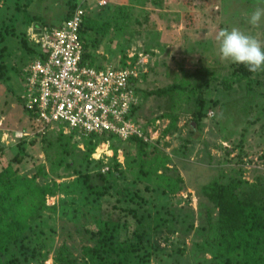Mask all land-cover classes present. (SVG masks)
I'll return each instance as SVG.
<instances>
[{"label":"rangeland","instance_id":"374dc122","mask_svg":"<svg viewBox=\"0 0 264 264\" xmlns=\"http://www.w3.org/2000/svg\"><path fill=\"white\" fill-rule=\"evenodd\" d=\"M71 2L86 9L87 19L101 22L112 20L115 7L126 6L127 19L113 23L109 36L90 50L100 54L102 65L138 67L135 87L140 89L136 90L139 107L131 117L145 127L151 148L156 147L172 158L170 165L184 179L179 192L153 194L145 190V182L135 183V172L125 162L124 148L130 144L109 131L105 132L109 138L119 140L101 143L89 160L82 153L87 145L76 134L75 154L80 161L84 159L83 164L77 163L80 171L65 167L52 171L51 159L56 154L46 146L47 139L54 140L62 123L44 126L37 122L24 108L21 94L33 60L31 49H38V39L45 27L61 25ZM258 3L264 0H0V169L13 161L22 174L31 176L42 165L47 176L40 175L37 181L60 183L57 194L47 199L49 204L58 203L59 211L46 210L33 221L42 223L46 232L51 227L56 231L50 233L46 242L29 234L20 242L33 249L39 248V242L43 241L42 250L48 257L43 262L28 264H54V249L63 241L74 240L75 254L81 253L82 235L72 239L61 232L62 223L71 220L63 221L60 213L76 212L74 216L80 222L84 213L87 216L95 213L94 206L103 199L88 191L85 173L94 185L112 184V194L103 197L108 196L102 202L106 205V210L102 207L104 213L114 201L113 192L123 186L142 192L154 211L164 217L153 235L157 247L145 256V264H210L211 228L207 210L214 204L202 193V185L217 177L226 181L235 175L252 184L264 175V71L253 74L250 80L236 82L230 77L235 64L219 59L215 41L220 29L236 27L254 35L264 45V20L257 28L247 22ZM29 16L40 18L29 22ZM198 69H208L206 77L210 74L217 77L212 80L207 96L219 99L220 104L211 107L201 125L195 123L193 130L195 103L180 101L175 107L169 95L146 96L145 91L185 79L192 81ZM226 77L233 80L229 90L223 85ZM167 112L178 116L171 129V116L163 115ZM110 143L119 147L117 156ZM14 156L20 157V163L12 160ZM116 160L121 163L119 169L125 170L126 178H117L118 170L113 167L107 178L102 179L99 173H106ZM216 213L214 209L213 216Z\"/></svg>","mask_w":264,"mask_h":264},{"label":"trees","instance_id":"16d2710c","mask_svg":"<svg viewBox=\"0 0 264 264\" xmlns=\"http://www.w3.org/2000/svg\"><path fill=\"white\" fill-rule=\"evenodd\" d=\"M76 6V2L70 3V10L63 17L64 21L71 16ZM113 12V21L107 19L102 22L94 18L87 19V12L85 14V22L80 28L84 43L83 61L92 66L103 67L105 64L99 62L100 54L91 51L90 48L97 47L103 38L109 36L113 23L117 24L118 21L126 20L128 17L126 6L119 5L113 9ZM35 18L40 17L29 16L28 21ZM118 28L121 29V25H118ZM88 30H91V33ZM31 51L32 61L39 57L43 58L39 47L32 48ZM205 72H208V69L204 71L198 69L194 73L195 81L185 79L165 87L146 90L145 95H169L173 98L175 107L179 106L180 101L195 103L197 110L195 109L193 113V123L201 125V120L206 116L207 111L220 104L219 99L207 96L212 80L217 77L211 74L206 77ZM231 75L230 77L239 82L250 80L253 73L247 71L243 65L235 64ZM223 80L224 87L231 89L233 84L230 82L233 80L228 81V77ZM136 90L140 91L138 87ZM138 107L139 105L136 104L133 108V115ZM28 112L32 115L30 111ZM163 115L171 116L170 129L176 125L178 120L176 114L167 112ZM132 119L136 121L133 117ZM137 123L147 135L145 127ZM193 123L191 128L195 130ZM59 127L54 140L44 138L45 141L47 139L48 149L56 154V158L51 159L53 172L61 167L80 171L77 163L83 164L84 159L80 161L75 154V148L78 147L74 141L76 134L81 135L87 145V149L82 152L86 160L91 158L101 143L110 139L119 140L117 137L109 138L105 132L83 133L78 129L67 130L63 124H59ZM127 141L130 145L124 148L125 162L128 169L135 172V183L145 182V190L153 194L154 192L174 194L183 188L184 179L170 165L172 160L170 155L162 153L156 147L151 148V144L144 137L131 136ZM110 148L117 156L119 147L110 143ZM12 160L18 163L21 161L18 156H14ZM119 166L121 163L116 160L115 164H112V167L110 165L109 170L105 171L106 173H99L101 178H107L113 167L118 170L117 178H126L125 170L122 168L120 170ZM40 175L47 176L46 169L42 165H38L37 173L31 176L22 174L13 161L0 169V264L43 262L48 257V253L42 250L43 241L46 242V238L50 237V233H54L56 228L51 227L46 232L41 226L42 223L38 225L33 221L40 218L46 210L59 211L58 203L49 204L47 199L57 194L60 183L57 181L40 183L37 181ZM84 176L85 185L92 195H100L102 196L100 198L105 200L109 194H112V184L105 183L100 187L91 183L88 173ZM201 190L214 204V207L207 210L208 224L211 228L208 240L212 253L210 264H264V175L252 184L236 175L226 181L217 177L203 184ZM113 193L114 201L107 205L109 209L107 213L102 211V207L106 210V205L105 201L102 205L103 200H101L94 206L95 213L90 212L91 216L83 214L85 218L82 222L78 216H74L76 212L62 210L61 219L71 222L62 223L61 232L67 233L72 239L75 235L81 234L83 243L80 245V254H75L74 240L63 241L56 246L52 256L54 264H145V256L157 247L158 241H154L153 235L160 229L159 224L164 217L154 211L149 199L142 192H133L128 187L122 186ZM107 194L108 196L103 198ZM214 209H217L215 216H213ZM26 234L30 237L35 236L37 240H43L38 241L39 248L30 249L24 245L25 243H20L26 240L24 237Z\"/></svg>","mask_w":264,"mask_h":264},{"label":"built area","instance_id":"2783aa9c","mask_svg":"<svg viewBox=\"0 0 264 264\" xmlns=\"http://www.w3.org/2000/svg\"><path fill=\"white\" fill-rule=\"evenodd\" d=\"M85 14L79 4L61 25L43 29L38 39L43 58L29 64L21 94L24 106L44 126L61 122L83 133L109 131L122 140H147L131 117L140 71L135 64L95 67L83 61L80 28Z\"/></svg>","mask_w":264,"mask_h":264},{"label":"clouds","instance_id":"9594fccd","mask_svg":"<svg viewBox=\"0 0 264 264\" xmlns=\"http://www.w3.org/2000/svg\"><path fill=\"white\" fill-rule=\"evenodd\" d=\"M264 20V3L254 6L248 17L252 28L260 26ZM218 44V56L221 61L243 65L250 73L264 71V45L254 35L239 28H222L215 35Z\"/></svg>","mask_w":264,"mask_h":264},{"label":"water","instance_id":"95a60500","mask_svg":"<svg viewBox=\"0 0 264 264\" xmlns=\"http://www.w3.org/2000/svg\"><path fill=\"white\" fill-rule=\"evenodd\" d=\"M193 124H195V123H193Z\"/></svg>","mask_w":264,"mask_h":264}]
</instances>
